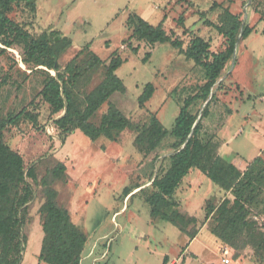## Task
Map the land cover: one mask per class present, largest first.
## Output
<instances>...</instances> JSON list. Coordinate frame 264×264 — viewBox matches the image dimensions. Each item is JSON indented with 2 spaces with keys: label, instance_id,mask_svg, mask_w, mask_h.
Returning <instances> with one entry per match:
<instances>
[{
  "label": "rangeland",
  "instance_id": "obj_1",
  "mask_svg": "<svg viewBox=\"0 0 264 264\" xmlns=\"http://www.w3.org/2000/svg\"><path fill=\"white\" fill-rule=\"evenodd\" d=\"M213 1L220 4L211 8ZM227 6L254 29L236 41L234 55L217 81V85L221 82L219 88L212 90L215 98L202 119V131L205 137L214 134L220 155L231 160L237 153L243 158L240 166H244L257 151L264 158V20L260 17L264 0H188L182 4L176 0H36L35 11L19 1L12 5L9 16L33 36L46 29L68 36L72 45L58 59L61 67L75 54L82 63L90 51L104 65L113 53L124 59L116 70L124 91L111 94L92 118L94 122L110 103L134 125L146 123L154 114L169 129L183 100L203 83L204 70L169 42L151 46L136 37L128 39L127 17L135 13L153 25L161 22L167 34L182 41V47L193 35H199L209 42L210 50L219 51L224 48V38L207 21L216 24ZM181 15L183 22L178 24ZM21 51V45H14L0 55V74H8L0 94V117L25 108L35 115L36 122L21 117L4 130L3 139L21 154L25 167L38 165V178L52 158L65 164L64 178L53 187L58 203L87 236L80 264H163L164 257L166 264H224L223 248L229 249L228 264H264V259L254 256L251 245L232 250L211 234L214 221L207 216L209 207L233 195L196 169L183 178L173 194L184 216L195 220L186 228L197 229L195 240L185 250L188 236L171 223L152 217L144 201L150 179L160 164L166 165L162 159L172 152L174 139L167 136L148 152L134 144L136 131L132 128L122 130L114 140L101 136L95 141L75 129L62 142L50 107L38 95L42 77L21 61ZM146 52L150 56L143 61ZM104 65L79 83V98L101 81ZM148 82L155 90L139 105L137 98ZM203 103L193 102L191 112L200 115ZM31 185L33 196L21 228L25 243L18 264H46L37 259L43 236L39 216L43 198L39 187ZM126 189L131 190L127 195ZM247 220L264 232V185Z\"/></svg>",
  "mask_w": 264,
  "mask_h": 264
},
{
  "label": "trees",
  "instance_id": "obj_2",
  "mask_svg": "<svg viewBox=\"0 0 264 264\" xmlns=\"http://www.w3.org/2000/svg\"><path fill=\"white\" fill-rule=\"evenodd\" d=\"M19 1H24L30 10L35 11L36 0H0V55L6 53L9 47L21 45V61L31 72L42 77L38 95L50 107L53 126L62 142L75 129L95 141L101 136L114 140L119 132L132 128L136 131L134 144L137 148L152 152L164 138L172 137V152L162 159L166 160V165H159L144 197L150 215L171 223L191 241L197 229L188 230L186 227L195 220L184 216L173 194L183 178L196 169L219 189L233 195L232 199L224 197L216 206L209 207L207 216L211 215L214 221L210 227L211 234L232 250L251 245L254 256L263 260L264 232L258 230L255 222L247 220V217L251 207L258 202L264 185V158L259 153L244 166H240L243 158L237 153L233 159L226 160L217 151L214 134L205 137L202 131V119L208 115V105L215 98L212 90L219 88L221 82L217 85V81L233 56L236 41L249 36L254 27L245 24L240 15L231 12L228 6L223 7L216 24L207 21L224 38V48L212 51L209 42L199 35H193L182 47V41L167 34L161 22L153 25L135 13L129 14L126 20L131 31L128 39L136 37L151 46L157 42H169L203 68L204 80L193 94L183 100L169 129L154 114L146 123L134 125L110 103L96 123L92 118L100 106L108 101L113 92L124 91L123 82L116 74L124 59L113 53L104 65L101 58L90 51L89 57L82 63L77 61L78 54H75L61 67L58 59L72 45L71 39L57 29H46L37 36L31 35L9 16L12 5ZM176 1L182 4L188 0ZM218 4L213 1L211 8ZM260 17L264 20V11ZM182 22L183 15L177 18L178 24ZM131 49L133 52L137 50L136 47ZM149 56L150 52H146L142 60ZM100 65H104L101 81L79 98L76 93L79 83ZM7 80L8 74H0V94ZM154 90L151 83H146L137 98L138 104L143 105ZM209 94L210 98L196 121L198 113L191 112L190 106L198 100L205 102ZM21 117L36 122L35 115L25 108L0 117V264H18L20 261L25 243L21 228L26 220L27 203L33 196L32 183L39 187L43 198L39 207L43 236L38 261L80 264L87 236L71 220L68 210L58 203L57 190L53 187L54 182L64 178L65 164L52 158L50 166L38 178V165L25 167L21 154L11 149L3 139L4 130L16 124ZM130 191L124 190L125 195ZM162 261L165 264L166 257Z\"/></svg>",
  "mask_w": 264,
  "mask_h": 264
},
{
  "label": "built area",
  "instance_id": "obj_3",
  "mask_svg": "<svg viewBox=\"0 0 264 264\" xmlns=\"http://www.w3.org/2000/svg\"><path fill=\"white\" fill-rule=\"evenodd\" d=\"M224 258H223V263L228 264L231 260V256L229 255V249L228 248H223L222 250Z\"/></svg>",
  "mask_w": 264,
  "mask_h": 264
},
{
  "label": "crops",
  "instance_id": "obj_4",
  "mask_svg": "<svg viewBox=\"0 0 264 264\" xmlns=\"http://www.w3.org/2000/svg\"><path fill=\"white\" fill-rule=\"evenodd\" d=\"M170 1V0H169ZM172 1V0H171ZM140 16V15H139ZM140 17H142V16H140ZM143 18V17H142ZM144 19V18H143ZM234 51H235V48H234ZM234 55V54H233ZM260 152L259 151H257V153H256V155L255 156H257L258 154H259ZM195 240V239H194ZM194 240H192V241H194ZM192 241H190L187 245H186V248H185V250L187 249V247H188V245L192 242ZM184 250V251H185ZM164 264V263H163ZM166 264V263H165Z\"/></svg>",
  "mask_w": 264,
  "mask_h": 264
},
{
  "label": "water",
  "instance_id": "obj_5",
  "mask_svg": "<svg viewBox=\"0 0 264 264\" xmlns=\"http://www.w3.org/2000/svg\"><path fill=\"white\" fill-rule=\"evenodd\" d=\"M235 44H236V43H235ZM51 74H54V72H51ZM210 95H211V94H209V96H208L207 100L205 101L204 105L207 103L208 99L210 98ZM199 117H200V115L197 116L196 121L198 120ZM196 121H195V122H196Z\"/></svg>",
  "mask_w": 264,
  "mask_h": 264
},
{
  "label": "bare ground",
  "instance_id": "obj_6",
  "mask_svg": "<svg viewBox=\"0 0 264 264\" xmlns=\"http://www.w3.org/2000/svg\"><path fill=\"white\" fill-rule=\"evenodd\" d=\"M204 104V103H203Z\"/></svg>",
  "mask_w": 264,
  "mask_h": 264
}]
</instances>
